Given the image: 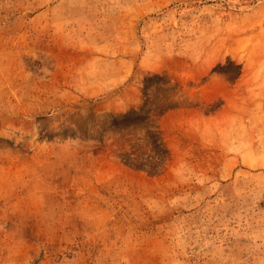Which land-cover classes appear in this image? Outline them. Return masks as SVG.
Listing matches in <instances>:
<instances>
[{"label": "rangeland", "instance_id": "374dc122", "mask_svg": "<svg viewBox=\"0 0 264 264\" xmlns=\"http://www.w3.org/2000/svg\"><path fill=\"white\" fill-rule=\"evenodd\" d=\"M0 264H264V0H0Z\"/></svg>", "mask_w": 264, "mask_h": 264}]
</instances>
